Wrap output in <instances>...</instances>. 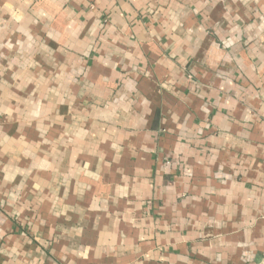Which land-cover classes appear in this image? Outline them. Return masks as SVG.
Here are the masks:
<instances>
[{
    "label": "crops",
    "instance_id": "crops-1",
    "mask_svg": "<svg viewBox=\"0 0 264 264\" xmlns=\"http://www.w3.org/2000/svg\"><path fill=\"white\" fill-rule=\"evenodd\" d=\"M0 264H264V0H0Z\"/></svg>",
    "mask_w": 264,
    "mask_h": 264
}]
</instances>
